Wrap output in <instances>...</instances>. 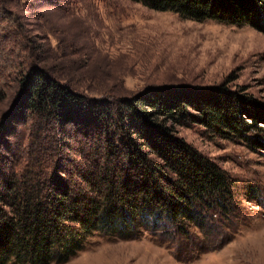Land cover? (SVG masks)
<instances>
[{"label": "trees", "instance_id": "obj_1", "mask_svg": "<svg viewBox=\"0 0 264 264\" xmlns=\"http://www.w3.org/2000/svg\"><path fill=\"white\" fill-rule=\"evenodd\" d=\"M131 1L264 33V0ZM60 61L53 52L43 58L13 31L0 35V103L7 107L0 115V264H63L96 234L187 235L206 228L205 211L227 217L229 175L177 128L197 124L264 148V138L250 136L264 121L251 100L178 87L95 97L76 88L81 74L61 76L49 64Z\"/></svg>", "mask_w": 264, "mask_h": 264}, {"label": "rangeland", "instance_id": "obj_2", "mask_svg": "<svg viewBox=\"0 0 264 264\" xmlns=\"http://www.w3.org/2000/svg\"><path fill=\"white\" fill-rule=\"evenodd\" d=\"M11 31L43 58L56 53L61 61L50 62L52 69L81 74L76 88L91 96L225 89L264 114V33L250 25L194 21L131 0H0V35ZM5 46L15 56L17 48ZM6 110L0 103V115ZM258 126L262 131L250 136L264 138V121ZM177 131L229 175L227 217L205 211L206 228L193 227L187 235L96 234L63 264H264V148L221 139L197 124Z\"/></svg>", "mask_w": 264, "mask_h": 264}]
</instances>
